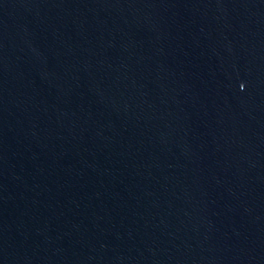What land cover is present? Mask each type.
I'll use <instances>...</instances> for the list:
<instances>
[{"label":"water","instance_id":"obj_1","mask_svg":"<svg viewBox=\"0 0 264 264\" xmlns=\"http://www.w3.org/2000/svg\"><path fill=\"white\" fill-rule=\"evenodd\" d=\"M0 264H264V0H0Z\"/></svg>","mask_w":264,"mask_h":264}]
</instances>
